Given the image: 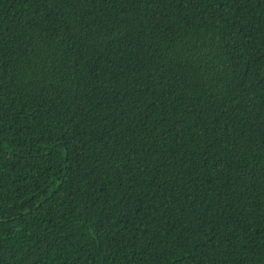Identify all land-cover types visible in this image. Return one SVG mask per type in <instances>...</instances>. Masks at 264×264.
Returning a JSON list of instances; mask_svg holds the SVG:
<instances>
[{
	"label": "trees",
	"instance_id": "obj_1",
	"mask_svg": "<svg viewBox=\"0 0 264 264\" xmlns=\"http://www.w3.org/2000/svg\"><path fill=\"white\" fill-rule=\"evenodd\" d=\"M0 264H264V0H0Z\"/></svg>",
	"mask_w": 264,
	"mask_h": 264
}]
</instances>
